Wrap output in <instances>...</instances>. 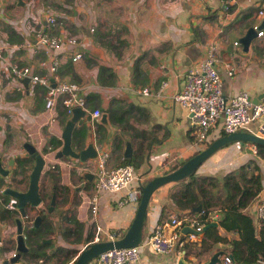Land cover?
<instances>
[{
  "label": "crops",
  "instance_id": "obj_1",
  "mask_svg": "<svg viewBox=\"0 0 264 264\" xmlns=\"http://www.w3.org/2000/svg\"><path fill=\"white\" fill-rule=\"evenodd\" d=\"M249 9H252L250 13ZM258 9L264 11V0H236L233 5H227L224 0H0V45L7 61L29 66L32 72L42 74L49 69L51 55L56 54L60 57L57 72L61 78L80 84L85 96L97 94L95 103H88L89 112L92 108H105L113 97L122 98L126 108L132 104L129 117L121 123H112L109 119L110 132L105 124L96 118L91 119L89 113L78 118L75 123L83 122L87 127L82 147L87 145L90 136L94 145L99 144L109 151L107 165L110 167L126 157L124 151L128 143L131 153L139 140L144 145L150 144L142 163L136 168L131 186L120 191H99L97 211L91 214L88 198L93 188L96 159L82 162L68 155L56 157L63 144L62 131L71 114L66 113L60 97L52 105H47L44 85L32 87L30 81L26 83L24 77L16 76L0 62V166L6 172H0V177L9 182L15 158L25 151L24 143L33 144L45 159L40 185L55 190L56 184L47 172V167L55 164L58 184L69 190L64 206L55 207L50 212L55 224L75 227L62 216L67 211L66 216L73 213L82 223V236L92 235L85 242H76L73 236L62 233L51 235L50 241L44 240L51 243L46 248V255L28 257L23 256L25 251H22L16 261L5 263V258L17 251L15 215L11 214V217L2 219H11L6 235L12 240L7 248L0 244V264H73L84 245L93 242L95 224L102 226L103 240L109 239L107 233L118 238L126 232L140 198L128 196L127 190L175 169L206 146L207 140L196 141L191 115L174 100L173 95L181 87L187 68L204 58L209 49H213L218 57L216 67L222 77L225 95L243 89L253 100L259 95V100H264V33L256 35L247 49L240 42L252 23L261 24L264 12L259 14ZM48 16L56 18L55 25H50ZM261 29L264 31V25ZM40 31L61 37L71 36L75 43L64 42L55 50L45 49L37 42ZM233 40H238L239 44L234 45ZM75 51L81 52L82 57L72 60ZM230 66L234 67L232 76L226 73ZM162 80H166V85L160 88ZM144 86L149 88L150 95L138 91ZM97 123L104 130L98 132ZM260 124H264V114L242 130L257 132ZM130 125L142 131L144 137L133 136L128 130ZM221 132V123H218L210 130L209 141L220 136ZM114 134L119 139L115 150L112 145ZM53 139H60V143L53 145ZM253 146L251 142L227 143L199 165L196 173L221 179L226 172L238 170L250 158L255 159L262 174V189L244 211L251 214L259 226L255 208L259 199L264 197V159L253 152ZM84 172L92 173L91 178ZM20 178L18 174V181H13L16 187H12L24 190L28 181H19ZM178 184L179 180L165 183L152 193L143 238L138 244L140 255L129 264H177L181 252L189 264H204L216 251L220 253L218 262L222 261L224 254H229L230 241L239 236L237 232L218 226L217 212L211 218L217 221L215 225L224 237L222 241L211 243V239L204 235L206 228L195 241H188L187 248L176 243L168 254L155 252L147 243L148 233L155 223L168 221L173 214L198 217L197 213H186V209L171 200L170 192ZM57 191L60 193L61 187ZM124 197L126 200L122 202ZM41 205L29 208L28 216L35 215ZM186 225L190 226L187 221L183 226ZM202 237H205V249H200ZM88 264L96 263L93 259Z\"/></svg>",
  "mask_w": 264,
  "mask_h": 264
},
{
  "label": "built area",
  "instance_id": "obj_2",
  "mask_svg": "<svg viewBox=\"0 0 264 264\" xmlns=\"http://www.w3.org/2000/svg\"><path fill=\"white\" fill-rule=\"evenodd\" d=\"M224 1L227 5H233L236 2V0ZM263 12V10H259V14H263ZM47 20L50 25L56 24V18L53 16H48ZM252 27L257 30L258 36L263 35L264 31L261 28L258 29V24L254 23ZM37 42L45 49L55 50L64 42L69 43V45L75 43V39L71 36L61 37L60 35L40 31L37 34ZM233 44L238 45L239 41L233 40ZM81 57L82 53L75 51L72 60ZM0 62L6 64L10 71L20 78L29 76L32 87L36 84L44 85L47 88L45 97L47 105H52L55 99L60 97L67 114H71L73 107L79 106L88 110L91 119L101 115L98 108H92L89 112L80 84L60 77L57 72L60 62L58 55H51L49 69L42 74L32 72L29 66H19L15 62L7 61L4 58L1 45ZM217 62L218 57L213 49H209L204 58L199 59L187 68L181 87L173 95L174 100L189 111L195 126V138L198 143L206 141L210 130L218 123H221V128L225 133H231L248 127L264 114V100L254 102L247 90L242 89L233 95L223 93L222 77L217 70ZM226 73L232 76L234 67L230 66ZM164 85H166V80L161 81L160 88ZM138 91L143 95L151 94L147 86L138 89ZM257 131L264 136V124H260ZM95 148L97 150L96 168L93 175V188L88 198V208L91 214H95L97 211L99 191L113 192L128 189L136 177V168L132 164L126 163L109 167L107 165V159L110 156L109 151L102 149L99 144H96ZM253 152H256L255 146H253ZM50 167L53 168L54 165L51 164ZM140 194L141 186L127 190L128 196L137 195L139 197ZM124 200H126V197L122 199V202ZM9 205L10 203L7 204V206ZM255 214L257 218L264 219V197H261L257 202ZM185 221L196 230H201L203 224H205L198 217L189 215L179 217L177 214H173L170 220L157 222L153 225L148 233L147 243L157 253H170L175 248L176 243H182L180 240L181 228ZM102 233H104L102 226L98 223L95 224L93 241L103 240ZM185 233L187 234L184 241H195L198 237V234L194 232ZM107 236L109 239L115 238L113 233H107ZM139 255V245L137 244L105 250L99 253L94 260L96 264H129L136 261ZM222 261L224 264H233V260L228 254L222 256ZM260 262L264 263V255Z\"/></svg>",
  "mask_w": 264,
  "mask_h": 264
},
{
  "label": "trees",
  "instance_id": "obj_3",
  "mask_svg": "<svg viewBox=\"0 0 264 264\" xmlns=\"http://www.w3.org/2000/svg\"><path fill=\"white\" fill-rule=\"evenodd\" d=\"M258 9L257 12H259ZM248 13L252 9L247 10ZM254 23H252L253 25ZM251 25V26H252ZM95 93H88L85 96L86 103H92L95 98ZM130 108H126V102L119 97H113L110 103L105 107L99 109L102 112L106 111L109 115V119L112 123L120 122L124 118L129 117V110L133 107L129 103ZM67 113V112H66ZM81 123V122H80ZM125 126V125H124ZM97 131L101 132L104 127L97 123ZM128 130H131L132 135L138 138H143V132L136 129L134 125H130ZM87 127L85 123L73 125L71 131V143L75 150H79L82 147L81 142L84 140ZM225 134L222 130L221 135ZM119 139L116 134L112 136L113 150L118 146ZM207 138L206 145L209 144ZM53 145L60 143V139H53ZM254 144V143H253ZM256 155L264 159V144L256 143ZM150 144L144 145L143 141H137L136 146L133 148L129 157H124L120 164L130 163L135 168H138L143 161L144 154L148 151ZM71 158V156H67ZM54 167H47V172L50 173V179L56 184L55 190L45 189L40 185V196L42 198L41 207L36 214L44 212V208L50 203L51 194L55 191L56 198L54 207H63L68 200L69 190L66 186L59 185V175L57 165ZM32 166V159L30 157H16L13 170L11 172V178L9 182H6L0 177V214H5L2 219H6L11 214H19L18 209L12 205L14 198L8 194H2L1 190L6 186H14L13 181L17 182L16 176L21 175L19 181H28L29 172ZM58 187H61L60 193L57 191ZM262 189V174L256 163V160L250 158L247 162L240 165L238 173L236 170L226 172L221 179L215 175L210 174H198L196 171L189 174L187 177L180 179L179 184L174 190L170 192L171 200L178 205L181 209H186V213H197L200 221L208 223L211 221V216L217 212L218 226L233 232L238 233V238H233L230 241L231 248L229 254L234 264H257L260 262L264 255V219L257 218L259 226L255 224V219L251 214L244 211L258 195ZM60 195V198L57 196ZM12 200V201H11ZM7 206V204H9ZM198 203L202 204L201 211L197 212L193 210ZM4 211V212H3ZM35 214V215H36ZM67 211H64L62 216L67 222H72L75 227L56 225L54 218L50 216L42 217L39 224L35 227L33 219L35 215H29L23 222V233L25 235V243L28 249L23 252V256H44L46 255V248L51 243L44 242L43 239L50 238L51 235H57L62 233L66 236H73L74 241L82 242L88 241L92 235L87 234L86 237L82 236V223L78 222L73 213L70 216H66ZM8 216V217H7ZM255 221V222H254ZM182 231V229H181ZM187 233L182 231L181 241L183 247H188V241H184ZM205 237L211 239V243L222 241L224 237L218 233L217 225L209 226L205 231ZM205 237L200 239V249H205L204 242ZM61 249V247H58ZM59 251V250H58ZM74 251V250H73ZM223 251L221 252V254ZM228 254V255H229ZM217 264H224L221 260Z\"/></svg>",
  "mask_w": 264,
  "mask_h": 264
},
{
  "label": "water",
  "instance_id": "obj_4",
  "mask_svg": "<svg viewBox=\"0 0 264 264\" xmlns=\"http://www.w3.org/2000/svg\"><path fill=\"white\" fill-rule=\"evenodd\" d=\"M264 25V14L262 16L261 24H258V29ZM257 30L252 26L248 28L245 34L240 38V42L242 43L245 49L248 48L251 40L256 37ZM24 81L26 83L29 81V76L24 77ZM261 99V96H257L253 101L257 102ZM88 114V110L76 106L71 109V115L68 118L65 127L62 131L61 137L63 139V144L61 148L57 151L56 157H60L63 155H68L74 157L80 161H86L91 158H95L97 156V150L95 148L94 143L91 141L90 136H88V143L86 146L82 147L79 150H75L72 147L71 143V131L74 123L78 118L84 117ZM97 121L105 124L108 131L110 132L112 127L109 122L108 113L106 111L102 112L99 117L96 118ZM232 141H241V142H251V143H262L264 144V136L260 134V132H250L247 130H237L231 133L222 134L212 141L209 142L204 148L200 149L197 153L189 157L185 160L181 165L176 167L175 169L156 175L150 178L147 182L141 185V194L138 201V205L134 214V217L126 230V232L118 238L115 239H105L100 241L89 242L79 251L77 254L73 264H88L92 261L99 253L111 249V248H119L124 246H134L139 244L143 238V225L147 216V207L149 199L152 193L161 185L171 182L178 181L187 177L192 172L196 171V169L201 165L214 151H216L221 146L230 143ZM25 151L21 153V157H31L33 160L32 168L29 172V180L26 189L18 190L13 187L7 186L1 190L2 194L11 195L14 200L12 205L15 206L19 211V216H14V221L16 224L15 228V239H16V249L11 256L5 258L4 262H14L19 258L20 253L22 251H26L28 247L25 243V237L23 234V222L26 220L28 216L29 208H37L42 202V198L40 196V179H41V171L43 170L45 159L41 155V153L36 150L35 146L29 142L24 143ZM131 145L128 143L124 153L126 157L131 155ZM13 161L11 160V163ZM3 168L0 166V172H3ZM238 173V170H236ZM92 173L84 172V175L91 178ZM56 194L55 191L51 194L50 203L47 207L44 208V212L41 214H36L33 223L36 227L42 217L49 216L52 211L55 203ZM202 204L198 203L195 207H193L194 211H201ZM5 214H0V244H2L5 248L10 246V241L12 238L6 235L8 230V223L11 219L7 221H2V218ZM8 217V216H7ZM11 217V216H9ZM217 224L215 219H212L210 222L203 224L201 230H196L191 226H182V231L194 232L201 235V233L211 225ZM45 239H43L44 241ZM50 241V238L46 239ZM219 252H214L210 259L204 264H217L219 260ZM16 255V256H15ZM177 264H189L184 256L183 252L178 255ZM257 264H264L262 262H258Z\"/></svg>",
  "mask_w": 264,
  "mask_h": 264
},
{
  "label": "flooded vegetation",
  "instance_id": "obj_5",
  "mask_svg": "<svg viewBox=\"0 0 264 264\" xmlns=\"http://www.w3.org/2000/svg\"><path fill=\"white\" fill-rule=\"evenodd\" d=\"M24 234V233H23Z\"/></svg>",
  "mask_w": 264,
  "mask_h": 264
}]
</instances>
